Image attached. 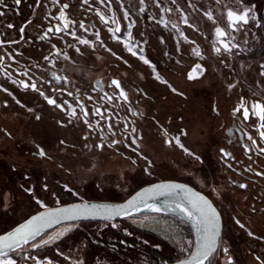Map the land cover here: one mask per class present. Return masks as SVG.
<instances>
[{"label":"rangeland","instance_id":"374dc122","mask_svg":"<svg viewBox=\"0 0 264 264\" xmlns=\"http://www.w3.org/2000/svg\"><path fill=\"white\" fill-rule=\"evenodd\" d=\"M246 2L256 6L262 26H250L246 35L234 33V42L239 48L219 56L213 51L215 25L204 15L212 11L223 25L215 0H176L175 4L172 0H145L143 5L140 0H88L87 4L83 0H60L61 4H69L65 12L75 23L64 32L48 34L44 40L39 39L41 32L53 24L60 26L54 19L59 15L58 5L51 0H42L39 6L37 0H21L18 5L15 0H5L0 4V11L5 13L0 16V54L6 60L3 68L7 70L6 73L0 69V233L42 209L35 202L37 199L48 207L57 206V201L59 205L79 200L120 202L146 183L181 181L207 195L221 214L219 264H224L227 258L224 247L229 249L227 255L233 264L264 261V179L257 175L264 172V153L252 148L247 154L228 135L233 125L232 111L241 97L249 102L264 98V75H261L264 41L259 37L264 28V0ZM101 14L108 23L99 18ZM160 19L168 20L162 37L168 42L163 43V63L159 59L153 62L156 68L148 73V78L165 88L162 94L167 100L151 101L147 97L146 102L145 94L136 88L134 93L146 106L130 100L128 104L120 100L122 107L119 108L106 104L105 114L111 118V129L104 120L98 124L101 130L87 129L83 119L69 115L70 104L79 116V107L73 98L70 101L65 94L59 98L62 103L68 102L63 103L68 112L66 117L46 104L37 92L21 88L18 82L20 79L35 83L46 96L51 86L78 95L89 111V123L94 124L97 115L90 108L105 101L91 86L95 82H90L93 80L90 71L101 70L92 66L95 55L111 57L102 71L103 91L113 89L117 94L110 87V80L118 79L122 87L127 81H133L128 71L125 74L119 71L129 68L126 57L132 53L125 44L133 47L134 57L148 58L147 42L140 31ZM113 20L121 27L119 33L110 31L116 27ZM173 20L177 28L171 27ZM80 22L84 28L79 27ZM9 24L13 27L9 28ZM21 27H25L23 34L19 31ZM134 30L139 32L135 36H139L129 42V32ZM73 32L76 37L88 39L90 45L79 44ZM197 48L201 53L196 56L198 61L193 57V50ZM175 49L183 58L170 57L168 51L175 52ZM65 55L68 60L64 59ZM195 61L201 65L203 74L188 80L187 73ZM56 78H61V84ZM177 80L183 82L184 89L178 87ZM231 84L235 87L230 89ZM122 118L131 119L127 121L128 126L132 123L137 131L132 133L131 127L124 131ZM256 124V118H250L244 128L247 141L248 136L254 135ZM175 137L194 155H188L175 142ZM133 139L136 144H132ZM113 140L120 143L109 147ZM37 144L47 152L46 158L35 155ZM98 144L104 147L98 148ZM221 149L231 154L232 162H224L227 159L220 153ZM232 167L239 169L232 170ZM236 183L247 187L241 188ZM24 188H31V194ZM69 188L78 195L70 193ZM163 202L174 206L175 200L169 198ZM178 214L145 212L127 221L63 225L48 234L55 235L65 226H73L56 240L58 245L54 249L48 247L33 254L52 259L54 264H78L79 261L83 264H166L188 255L181 249L186 248L188 240L196 238L191 223L183 214ZM236 220L245 227H239ZM112 223L118 227H111ZM185 226L190 228L189 235L185 233ZM139 232L151 237L145 241Z\"/></svg>","mask_w":264,"mask_h":264},{"label":"snow or ice","instance_id":"6c2138e0","mask_svg":"<svg viewBox=\"0 0 264 264\" xmlns=\"http://www.w3.org/2000/svg\"><path fill=\"white\" fill-rule=\"evenodd\" d=\"M54 5H58L59 15L54 17L62 22L61 26H55V32L60 33L64 32L69 28L71 24H74L75 21L70 20L65 12L66 9L69 8L68 3H60V0H51ZM85 4L88 3V0H83ZM145 0H140V4L143 5ZM15 3L18 5L21 3V0H15ZM172 3L175 4L176 0H172ZM215 3L219 6L218 15L223 18V25L216 19L212 11L204 12L207 20L211 21L214 27V40H213V51L218 56L223 53L231 54L234 49L239 48V44L235 43L236 40L234 33L244 32L247 34V29L250 26H255L257 28L262 26V18L257 15L256 6L250 5L246 2V0H215ZM0 4H3V0H0ZM37 6H39V0H37ZM159 6V3H157ZM140 11L143 12L144 8L141 7ZM163 11H171V9H163ZM177 11H180L177 8ZM5 13L0 11V16H3ZM125 18L128 17V13H124ZM100 19L105 23H108L105 20L104 16L101 14ZM184 22L187 24V17H184ZM31 23V20L28 21ZM112 23L116 24L114 29H110L114 34L119 33L121 31V27L117 21L113 20ZM157 23H161V21H157ZM167 21H164L165 27H167ZM9 28L13 27L12 24L8 25ZM80 28H84L83 22L79 24ZM172 28H177L176 24L171 25ZM189 27H192L189 25ZM20 33L23 34L25 31V27H21L19 29ZM179 31V29H177ZM53 32V27H48L46 32L39 36V39L44 40L47 38L48 33ZM73 37L78 40L79 44L82 45H90V41L88 39L79 38L75 36V33H72ZM99 34L97 33V36ZM180 35L183 36V33L180 32ZM118 39V37H117ZM129 39H131V33L129 32ZM187 41V37H184ZM15 42V41H14ZM189 43H195L194 41H188ZM247 41H245L246 43ZM0 46H2V42H0ZM55 48V45H52ZM125 47L132 55H136V52L133 51V48L128 44H125ZM79 52V49H76ZM196 56H201L199 49L193 50ZM238 54V53H237ZM59 55V52L56 53ZM48 57H45L47 59ZM145 64H149V60L144 57H140ZM65 60H68L69 57L67 55L64 56ZM3 60V57H0V61ZM264 67V65H262ZM203 74V70L201 65L196 64L191 72L188 74V79L193 80L197 79L199 75ZM264 75V72L261 73ZM157 79H160L157 76ZM165 82L166 81H162ZM15 83V81H14ZM24 88L31 87L32 90L38 91L35 83L28 85L23 81H20ZM110 87L119 90L118 96L108 95L105 93V97L107 103L111 104L114 100L122 98L125 103L128 102L129 97L128 94L123 90L121 86V82L118 79H112L110 82ZM235 85H229V88H234ZM6 90V89H5ZM175 91V89H173ZM40 95H44L43 92H40ZM71 95V93H69ZM47 103L50 105H54L57 108H61L63 110L62 105L57 103L54 99H49L45 96ZM88 99H92L91 96ZM67 104V101L63 102ZM71 109L69 115L72 118H81L84 123L89 127H95L98 125H92L89 123L87 117L89 116V111L85 109L83 104H80V110L83 114L82 117L78 116L77 111L72 105H68ZM242 114L243 120L245 122L249 121L250 117H255L257 120V132L261 140H264V98L249 102L241 97L238 106L234 109V113ZM94 115H102L99 107L95 108L93 113ZM133 115H136L133 112ZM39 119V116L36 117ZM136 128H132L131 132L135 133ZM186 135V133H182ZM175 142L181 147L184 148L183 144H180L179 137H175ZM248 139L252 141V144H256V140L252 136H248ZM132 144H136L137 141L133 139ZM64 141H61L63 144ZM120 143L118 140H113L109 143V147H112L115 144ZM171 143V141H169ZM98 148H103L104 144H98ZM37 152L35 155L39 157L46 158L47 152L40 145H36ZM184 151L192 156L193 153L189 152L187 148H184ZM221 152L225 157H229L231 154L224 152L221 149ZM259 152L264 153V148H259ZM146 159V158H145ZM196 160H200L199 156H195ZM135 164V161H132ZM150 164V162H149ZM147 171V169H145ZM257 175H264V173H257ZM23 187V185L21 186ZM239 187L246 188L247 185L240 184ZM182 192L184 195L180 198V200L174 202V206L169 204H163L158 206L156 202V197H171L177 191ZM24 191L31 194V188H24ZM70 193H72V189H68ZM73 195H78L77 193H72ZM153 201V202H150ZM41 208L44 209L43 212H39L38 214L32 216L26 222L21 223L18 227H15L13 230L8 231L4 235H0V264H27L28 261L34 262V264H54L52 259H41L37 255L33 254V251H38L52 243H55L57 239L64 236L67 232L72 230L71 225L65 226L62 231H58L55 235H48L47 239L43 238V235L46 234V229L52 227L54 224H61L66 221H76L79 219H88V218H96L100 217L105 221H113L117 217H129L133 215V213H139L144 210L146 212L151 213H161L162 211H171L176 213H182L183 216L187 219L188 222L191 223L192 227L195 230V240H188L186 242V248H182V252H187L186 259H180L178 264H219L218 260V248L221 243V224H220V214L217 212L216 208L212 205V203L203 195L198 192L193 191L191 188L186 187L181 184L174 183H161L152 185L149 188L143 189L141 192L137 193L136 196L132 197L127 203L123 205H108V204H89L88 202H83L79 204H72L69 206H58L55 208H49L43 201L37 199L35 201ZM59 205V201H57ZM154 219V217L150 218ZM239 227L244 228L245 226L240 223L239 220L235 221ZM107 226V225H105ZM111 227L117 228L118 225L115 223L111 224ZM250 236L251 232L248 233ZM40 237L41 239L37 240ZM147 243V242H145ZM191 250V251H189ZM229 249L227 247L223 248V253L226 255V260L224 264H233V260L231 256L227 255ZM58 255H63V253H57ZM67 259V257H65ZM257 260H260V257H256ZM78 264H83V261H79ZM260 264H264V261H260Z\"/></svg>","mask_w":264,"mask_h":264},{"label":"crops","instance_id":"0c3cea01","mask_svg":"<svg viewBox=\"0 0 264 264\" xmlns=\"http://www.w3.org/2000/svg\"><path fill=\"white\" fill-rule=\"evenodd\" d=\"M39 2H42V0H39ZM157 21H161V23H157ZM164 21L168 22V20H166V19L155 20V22H154L155 24L151 23V25L150 26L148 25L145 30L140 31L142 33V35L144 36V38L146 39V42H147V48H148L147 52H149L150 55H148V58L145 57V59L149 60V64H145L143 61L139 60L141 56L140 57L139 56L134 57L132 54H130V55H127V57H126L127 61L129 62V68H124V69L122 68L119 70L120 72H122L124 74H125V72L128 71L127 75L132 76L131 79L133 81H131V80L127 81L126 84H124V87H122V88L128 94L130 101H133V102L139 101V103H141L142 106H143V104H144V106H146L145 101L146 102L149 101V100H147V97L151 101H155V100L158 101L159 100L158 98H161L160 100H163V101L167 100L166 95L162 94L163 90L165 88H163L162 85H160V84L156 83L155 81L151 80L150 78H148V73H151L152 69L156 68L155 65L153 64V62H155L156 60L159 59L160 60L159 63L160 64L163 63V61H162V59H163V56H162V54H163V50H162L163 49V43L166 44L168 42V40H167V42H166V40L163 41V38H162L163 33L166 32V30L164 29V27H165ZM171 23H176V22L173 20V21H171ZM122 27H124V26H122ZM139 29H140V27H138V30ZM46 30H47V28H46ZM138 30H134L131 33V39H129V36H128L129 42L133 38H138L139 35L135 36V34L139 33ZM44 33L45 32H41V35H43ZM171 38H173L172 35H171ZM176 39H178V37ZM175 41L177 42V40H175ZM168 52L170 54V57L183 58L182 56H180L181 53H180V51H178V49H175V52H174V50H169ZM165 53H166V51H164V54ZM167 54L168 53H166V55ZM193 57L195 58L196 61H198V57H196V55H193ZM110 60H112V59L109 56H106V55L102 56L100 54L95 55L92 66H94L95 70L96 69H101V70H99L98 72L90 71V73H91L90 76L93 79L90 82H92V83L95 82V83L91 84V86L93 88H96L97 90H102V88L104 87L105 81H104V74L102 71L106 68L107 63ZM196 61H195V63L192 64L189 72H191L193 67L196 64H198V62H196ZM164 63L166 64L165 61H164ZM155 64H157V63H155ZM189 72L187 73V75L189 74ZM187 79H188V76H187ZM176 82H177L179 88L184 89L183 88L184 85L182 84L183 82L180 83L178 80ZM135 89L141 90L145 94V101H143V99L139 100L137 98V96H136L137 93L136 94L134 93ZM262 228L264 230V227H262ZM262 228H261V230H262Z\"/></svg>","mask_w":264,"mask_h":264},{"label":"water","instance_id":"95a60500","mask_svg":"<svg viewBox=\"0 0 264 264\" xmlns=\"http://www.w3.org/2000/svg\"><path fill=\"white\" fill-rule=\"evenodd\" d=\"M99 18H100V15H99ZM105 20H106V19H105ZM58 21H59V20H58ZM102 21H103V20H102ZM103 22H104V21H103ZM104 23H105V22H104ZM59 24H60V26L62 27V22H61V21H59ZM105 24H106V23H105ZM55 26H57V25H54V27H53V32H51V33H54V34L56 35V34H59V33L55 32ZM51 33H49V34H51ZM20 81H22V80L18 79V82H19L21 88H23V89H29V90H31V91H34V90H32L31 87H29V88H24L23 85L20 83ZM23 82H24L25 84L31 85V84L27 83L26 81H23ZM110 82H111V80H110ZM95 89H96V88H95ZM116 90H117V89H116ZM36 92H38V91H36ZM63 92L66 93V91H63ZM100 92H103V94H105L104 91H101V90H100ZM117 92L119 93V90H117ZM68 95H69V93H68ZM69 96L72 97V98H73V99H74L79 105H80V104H83V105H84V103L79 99L78 95H73V94L71 93V95H69ZM49 99H50V98H49ZM45 100H46V99H45ZM46 102H47V100H46ZM49 105H50V104H49ZM84 106H85V105H84ZM85 109H86V107H85ZM241 118L243 119L242 114H241ZM241 118H239V119H241ZM105 119H106L107 122L109 121V118H108V117H106ZM242 123H248V121L245 122L244 120H242ZM87 129H91V127L87 126ZM238 134H239V142H240V146H241V148L245 151V153L249 154V150H248L247 144L244 142L241 133H238ZM259 137H260V136H259ZM255 140H256V139H255ZM255 146L257 147V143L255 144ZM220 153L223 155L222 152H220ZM223 157H224L225 159H229L230 161H233V157H225L224 155H223ZM161 183H174V184L185 185L186 187L191 188L193 191L198 192V193H200L201 195L205 196V197H206V198L212 203V205L216 208V206L213 204V202L210 200V198H209L207 195H205V194L202 193L201 191H198V190L195 189L193 186H191V185H189V184H187V183H185V182H181V181H155V182H152V183L146 184V185L140 187L139 189H137L135 192H133V193H132L129 197H127L125 200L120 201V202H108V201H99V200H79V201H74V202H70V203H66V204H62V205L52 206V207H49V208H55V207H58V206H69V205H72V204H79V203H83V202H88L89 204L123 205V204L127 203V201H129L130 199H132V197L136 196V194L139 193V192H141L143 189H145V188H149V187H151L152 185H155V184H161ZM183 195H184V194L178 190V191H177L176 193H174L171 197H156V202H157V204H159V203L165 201L166 199H169V198H175V197H177V198H181ZM150 202H153V201H150ZM216 210H217V212L220 214V212H219V210H218L217 208H216ZM43 211H44V209L42 208V209L38 210L37 212H35V213L29 215L27 218H25V219L22 220L21 222L17 223V224L14 225L13 227H11L9 230H7V231L1 233L0 235H4V234H6L8 231H11V230H13L15 227H18L21 223L26 222V221H27L28 219H30L32 216L38 214L39 212H43ZM145 212H146V211L142 210V211H140L139 213H133V215H131V216H129V217H123V216H121V217H117V218L114 219L113 221L126 220V219H128V218H130V217H133V216H136V215H139V214H143V213H145ZM104 221H105V220H103V219L100 218V217H96V218H88V219H83V218H82V219H79V220H76V221H66V222H62L61 224H54V225H52V227L46 229V233L49 232V231H51V230H54V229H56V228H58V227H60V226H63V225L74 224V223H80V222L100 223V222H104ZM220 224H221V234H222V227H223V224H222V217H221V214H220ZM38 238H40V237H38ZM38 238H37V239H38ZM218 249H219V248H218ZM186 258H187V255L184 256V257H182V258H180V259H186ZM180 259H179V260H180ZM179 260H176V261H173V262H169V263H166V264H178V261H179Z\"/></svg>","mask_w":264,"mask_h":264},{"label":"flooded vegetation","instance_id":"af4514ba","mask_svg":"<svg viewBox=\"0 0 264 264\" xmlns=\"http://www.w3.org/2000/svg\"><path fill=\"white\" fill-rule=\"evenodd\" d=\"M3 3H5V0H3ZM16 4V3H15ZM54 25L55 24H53L52 25V27H54ZM49 34V33H48ZM0 57H3V55L2 54H0ZM4 62H6V60H5V58L3 57V60L2 61H0V69H2V70H4L6 73H7V70H5L4 68H3V64H4ZM55 79V78H54ZM60 79L61 78H56V81L57 82H59L60 84H61V82H60ZM46 84H48L49 85V82L47 81L46 82ZM37 88V87H36ZM38 89V88H37ZM94 90H96V92H99L100 94H103V92H100V90H97V89H95L94 88ZM105 91V93H107L108 95H113L114 94V92L115 91H113V89L111 90V91H108V90H106V89H104ZM116 90V89H115ZM63 91H65L64 89H61V88H55V87H50V94L47 96L48 98H50V99H54V100H56V102L57 103H59V104H61L62 105V108H63V110H61V108H57V107H55L54 105H49L47 102H46V100H45V93L42 91V90H40V89H38V94L40 95V92H43L44 93V95L42 96V95H40L42 98H43V100L46 102V104H48L49 106H51L52 108H56L57 110H59L61 113H63L64 115H66V113H67V109H66V107H65V105L60 101L61 99H59L63 94H65L66 95V97H68L69 98V100L71 101V99H72V97H70L69 95H68V93H70V92H67L66 91V93H64ZM101 91H103V88H102V90ZM36 92V91H35ZM116 92H117V90H116ZM118 93V92H117ZM122 99V98H121ZM123 100V99H122ZM64 102V101H63ZM114 102L116 103V100H114ZM113 102V103H114ZM101 103V106L99 107L100 108V110H101V113L103 112V106L105 105L104 104V102L103 101H101L100 102ZM76 104L77 105H79L77 102H76ZM126 104H128V103H126ZM238 106V104L236 105V107ZM129 107V106H128ZM235 107V108H236ZM234 108V109H235ZM86 110H87V107H86ZM133 111V110H132ZM134 112V111H133ZM234 113V110L232 111V118H233V125H232V127H231V129H229L228 131H229V137H230V139L232 140V141H235L239 146H240V142H239V134L238 133H241V135H242V137H243V140H244V142L247 144V147H248V150H249V152L251 151V149L252 148H257V149H259V148H262V145H261V143H264V140H261V138L259 137V133L257 132V130H256V128H257V124H256V128H255V131H254V135H252V137L254 138V139H256V143H257V147L255 146V145H253L252 144V141L251 140H248L247 141V139H246V137H245V135H244V128H246V125H247V123H242V118H241V114L240 113H236V114H233ZM82 114V113H81ZM83 115V114H82ZM105 117H108V116H105ZM87 118H89V116L87 117ZM109 118V117H108ZM239 118H241V119H239ZM250 118H252V119H254V117H250ZM250 120V119H249ZM249 122V121H248ZM238 124V125H236V124ZM115 126H118V124L117 125H115ZM128 126V125H127ZM107 127L109 128V129H111V127H110V124H109V121L107 122ZM124 127H126V126H124ZM92 130V129H91ZM93 131V130H92ZM112 132H113V129H112ZM127 136H125L124 135V138H126ZM241 147V146H240ZM243 150V149H242ZM244 151V150H243ZM224 152H227L226 150L224 151ZM229 157H231V155L229 156ZM224 162H229V159H227V160H224ZM232 162V161H231ZM227 166H230V165H228L227 164ZM228 168H230V167H228ZM237 169H239V168H237ZM235 167H232V170H237ZM237 173H239V174H242V175H244L241 171H237ZM258 173H264V172H258ZM258 176H260L261 178H263L264 179V175H258ZM240 180H244L243 178H240ZM242 183H243V181H241ZM238 186L241 184H238V183H236Z\"/></svg>","mask_w":264,"mask_h":264},{"label":"built area","instance_id":"2783aa9c","mask_svg":"<svg viewBox=\"0 0 264 264\" xmlns=\"http://www.w3.org/2000/svg\"><path fill=\"white\" fill-rule=\"evenodd\" d=\"M96 91V90H95ZM103 97H105V95L104 94H101ZM115 95H117L118 96V93L117 94H115ZM120 100H122L121 98L120 99H117L116 100V103L114 102V103H111V104H109V103H107V100H106V97H105V101L104 100H101V101H103L104 102V104L106 105V104H109L108 106H111V105H113V107H122L121 106V104H120ZM100 101V102H101ZM125 103V102H124ZM105 105L103 106L104 108H103V112H102V115H99V116H97L96 117V119H95V123L94 124H92V125H98V124H100L103 120L105 121V123H106V126H107V121H106V117L105 116H108L107 114H105V110H106V107H105ZM101 106V103H98V105L97 106H95L94 105V107L93 108H90L91 109V111H95V108H97V107H100ZM78 107H79V105H78ZM128 107V106H127ZM79 110H78V112H79V116L80 117H82V114H81V110H80V107L78 108ZM66 117H68V112L66 113V115H65ZM109 117V120L111 119L110 118V116H108ZM255 118V117H254ZM88 119V121H90V118H87ZM124 119V120H123ZM120 120V119H119ZM130 121H132L131 119H129ZM129 120H126L125 118H122L121 119V121H122V123H123V125L124 126H126V127H124L125 128V130L124 131H127V130H129V127H131L130 128V130L132 129V127H133V125H132V123L130 124V126H127V125H129V123L127 122V121H129ZM115 123L117 124V122L115 121ZM91 129L93 130V132H96V131H98V129H100L101 130V127L99 128L98 126H95V127H91ZM109 129V128H108ZM105 135H106V133H105ZM125 135V134H124ZM126 136V135H125ZM107 137V136H106ZM262 144H264V143H262ZM262 148H264L263 146H262ZM255 150H258L257 148H254ZM250 153V152H249ZM237 166V165H236ZM237 167H239V166H237ZM116 248V247H115Z\"/></svg>","mask_w":264,"mask_h":264},{"label":"trees","instance_id":"16d2710c","mask_svg":"<svg viewBox=\"0 0 264 264\" xmlns=\"http://www.w3.org/2000/svg\"><path fill=\"white\" fill-rule=\"evenodd\" d=\"M259 37H260V39H261L262 41H264V28H263V31L261 32V34H259ZM154 182H155V181H154ZM151 183H152V182H151ZM146 184H149V183H146ZM146 184H144V185H146ZM144 185H142V186H144ZM142 186H141V187H142ZM139 188H140V187H139ZM139 188H138V189H139ZM136 190H137V189H136ZM136 190H135V191H136ZM135 191H133V192H135ZM133 192H132V193H133ZM132 193H131V194H132ZM131 194H130V195H131ZM130 195H128L127 197H129ZM127 197H126V198H127ZM126 198H125V199H126ZM125 199H124V200H125ZM37 211H38V210H37ZM37 211H35V212H37ZM35 212H33V213H35ZM33 213H31V214H33ZM31 214H30V215H31ZM28 216H29V215H28ZM28 216H27V217H28ZM27 217H26V218H27ZM128 219H129V218H128ZM128 219H126V220H120V221H127ZM23 220H24V219H23ZM21 221H22V220H21ZM21 221H20V222H21ZM120 221H118V222H120ZM114 222H116V221H114ZM18 223H19V222H18ZM81 224H82V223H81ZM96 224H97V223H96ZM15 225H16V224H15ZM13 226H14V225H13ZM13 226H12V227H13ZM8 230H9V229H8ZM55 230H56V229L47 232L46 235L54 233ZM186 230H187V231H186ZM5 231H7V230H5ZM5 231H3V232H5ZM185 231H186L185 233H186L187 235H189V233H190V228H189L188 226H185ZM3 232H1V233H3ZM1 233H0V234H1ZM138 235H139V237L143 238L145 241L147 240L148 237H151V236H149V235H148L147 233H145V232H139ZM46 239H47V238H46ZM57 245H58V242H55V243H52V244H50V245H48V246H46V247H44V248H42V249H40V250H44V249H46V248H48V247L54 249ZM38 251H39V250H38ZM180 258H182V257H180ZM180 258H178V259H174V260H169L167 263H169V262H173V261H176V260H179Z\"/></svg>","mask_w":264,"mask_h":264},{"label":"bare ground","instance_id":"6f19581e","mask_svg":"<svg viewBox=\"0 0 264 264\" xmlns=\"http://www.w3.org/2000/svg\"><path fill=\"white\" fill-rule=\"evenodd\" d=\"M173 200H175V201H178V200H180V198H177V197H175V198H172ZM163 204H165V202H161V203H159L158 204V206H161V205H163ZM168 212H171V211H168ZM176 213H179L178 211L176 212ZM179 214H181L182 215V213H179ZM178 214V215H179ZM193 230H194V228H193ZM194 232H195V230H194Z\"/></svg>","mask_w":264,"mask_h":264}]
</instances>
